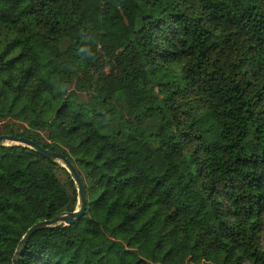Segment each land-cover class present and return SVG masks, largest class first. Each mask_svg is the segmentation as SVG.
I'll return each instance as SVG.
<instances>
[{"label":"trees","instance_id":"obj_1","mask_svg":"<svg viewBox=\"0 0 264 264\" xmlns=\"http://www.w3.org/2000/svg\"><path fill=\"white\" fill-rule=\"evenodd\" d=\"M0 134L20 264H264V0H0Z\"/></svg>","mask_w":264,"mask_h":264},{"label":"water","instance_id":"obj_2","mask_svg":"<svg viewBox=\"0 0 264 264\" xmlns=\"http://www.w3.org/2000/svg\"><path fill=\"white\" fill-rule=\"evenodd\" d=\"M9 143L29 146L51 160H56L61 163L63 162L64 165L67 167L68 171L70 172L72 178L77 183L78 194L81 200V206L78 207L76 210L69 213H60L55 217L49 219L40 220L28 229V231L24 234V236L20 240L13 256V263L20 264V256L23 254L24 249L31 235L35 231H37L38 228L43 226H55L60 223H64L67 225L73 224L77 220V218H80L84 215L87 209V193H86L84 179L80 171L78 170L77 166L62 153L49 148H45L43 145L36 142L35 140L26 137L17 136L13 134H0V144H9Z\"/></svg>","mask_w":264,"mask_h":264}]
</instances>
